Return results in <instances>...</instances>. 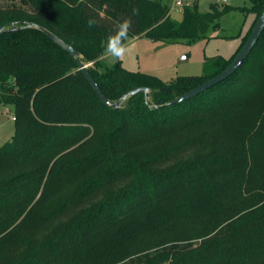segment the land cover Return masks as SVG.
Wrapping results in <instances>:
<instances>
[{"label":"trees","instance_id":"16d2710c","mask_svg":"<svg viewBox=\"0 0 264 264\" xmlns=\"http://www.w3.org/2000/svg\"><path fill=\"white\" fill-rule=\"evenodd\" d=\"M16 1L0 6V27H24L0 35V104L15 118L0 149V264H264V31L230 78L162 107L228 67L264 0L206 13L187 4L180 22L170 0ZM234 11L253 14V27L201 76L165 83L105 63L104 41L124 19L129 40L192 44ZM28 24L76 49L108 99L146 87L148 102L140 93L105 106Z\"/></svg>","mask_w":264,"mask_h":264},{"label":"rangeland","instance_id":"374dc122","mask_svg":"<svg viewBox=\"0 0 264 264\" xmlns=\"http://www.w3.org/2000/svg\"><path fill=\"white\" fill-rule=\"evenodd\" d=\"M175 1L177 0H170L171 19L174 22L182 20V9L187 4L192 6L197 3L198 10L202 13L210 11L212 3L222 4L221 0H179L181 5L178 6ZM14 2L17 1L0 0V6ZM225 4L232 7H250L248 0H227ZM253 21L254 15L250 13H228L221 18V28L211 34V39L199 40L192 44L156 42L148 38L130 39L128 52L120 62L127 71L152 75L165 83H171L182 76H201L208 59L218 56L230 59L233 56L253 27ZM104 60L108 66L117 63L106 55ZM12 116L13 108L0 104V149L11 142L14 135Z\"/></svg>","mask_w":264,"mask_h":264},{"label":"water","instance_id":"95a60500","mask_svg":"<svg viewBox=\"0 0 264 264\" xmlns=\"http://www.w3.org/2000/svg\"><path fill=\"white\" fill-rule=\"evenodd\" d=\"M27 27H33V28H36L39 31L43 32L57 46H59L61 49L66 51L71 56V58L78 64L79 69L81 70V72L83 73L85 78L88 80V82L90 83V85L92 86V88L94 89L96 94L98 95L99 99L101 100V102L105 106H108L113 110L120 109L122 107V104L129 97H133V96L140 94V93L144 94L145 99L148 102V100L150 98V91L146 87H140V88H136V89L132 90L128 94L124 95L119 101H112V100L108 99L104 95V93L102 92V90L100 89V87L98 86L96 81L94 80V78L88 72V66L89 65L85 64L82 61V55L76 49H74L72 46L65 43L58 36H56L55 34H53L52 32H50L49 30L45 29L42 26L35 25V24H28ZM22 28H24V27H20V26H16V25H13L12 27H10L8 29H6L5 27H0V35L5 33V32L16 31V30H19ZM263 31H264V12L258 18L256 24L254 25V27L251 31V34H250L248 40L243 45L242 49L237 53L234 60L228 65V67L223 72H221L217 76L209 79L208 81L202 83L201 85L197 86L196 88L192 89L188 93H186V94L176 98L175 100L170 101L169 103L163 105L162 107L188 101V100L195 98L198 95L204 93L205 91L211 89L212 87L218 85L219 83L227 80L228 78H230L235 72H237V70L240 68L242 63L248 58V56L252 52L253 48L256 46V44H257L260 36L262 35Z\"/></svg>","mask_w":264,"mask_h":264},{"label":"clouds","instance_id":"9594fccd","mask_svg":"<svg viewBox=\"0 0 264 264\" xmlns=\"http://www.w3.org/2000/svg\"><path fill=\"white\" fill-rule=\"evenodd\" d=\"M133 15H139V9L132 10ZM96 25V21L89 19L87 26L92 28ZM132 28L130 19H124L116 24L115 31L107 35L103 44L104 55L110 57L113 62L123 61L129 44V33Z\"/></svg>","mask_w":264,"mask_h":264},{"label":"built area","instance_id":"2783aa9c","mask_svg":"<svg viewBox=\"0 0 264 264\" xmlns=\"http://www.w3.org/2000/svg\"><path fill=\"white\" fill-rule=\"evenodd\" d=\"M223 1H225V0H222V2ZM175 4L178 5V6H180L181 5V1H179V0L175 1ZM12 120L15 121V118L12 117Z\"/></svg>","mask_w":264,"mask_h":264},{"label":"crops","instance_id":"0c3cea01","mask_svg":"<svg viewBox=\"0 0 264 264\" xmlns=\"http://www.w3.org/2000/svg\"><path fill=\"white\" fill-rule=\"evenodd\" d=\"M221 2H222V0H221ZM222 3H227V0L223 1Z\"/></svg>","mask_w":264,"mask_h":264}]
</instances>
